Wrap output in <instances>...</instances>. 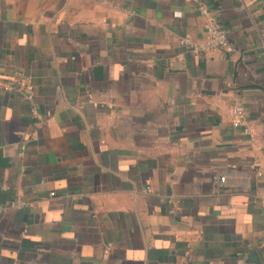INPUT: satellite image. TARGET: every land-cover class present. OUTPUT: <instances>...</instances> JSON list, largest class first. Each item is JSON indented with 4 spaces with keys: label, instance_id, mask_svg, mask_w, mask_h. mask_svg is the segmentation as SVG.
<instances>
[{
    "label": "crops",
    "instance_id": "1",
    "mask_svg": "<svg viewBox=\"0 0 264 264\" xmlns=\"http://www.w3.org/2000/svg\"><path fill=\"white\" fill-rule=\"evenodd\" d=\"M204 1L232 51L193 0H0V264H264V0Z\"/></svg>",
    "mask_w": 264,
    "mask_h": 264
},
{
    "label": "built area",
    "instance_id": "2",
    "mask_svg": "<svg viewBox=\"0 0 264 264\" xmlns=\"http://www.w3.org/2000/svg\"><path fill=\"white\" fill-rule=\"evenodd\" d=\"M200 12L208 18L206 25V35L200 41H195L189 36H184L180 39L181 45L185 47H191L197 52H207L213 49H221L224 51H232L235 48V44L229 38L228 29L217 21L216 17L212 14L210 7L204 0H193ZM5 89L9 90L13 88V84L10 82L5 84ZM25 89L27 90V97L29 99L34 98V86L33 84H28ZM232 123L234 126L244 125V131L250 132V127L246 122L247 109L243 103H237L233 105L229 113ZM253 166L257 169V172L261 175L262 171L259 168L257 161L253 162ZM227 179L226 174H221L216 178L215 182L217 186H221ZM26 203V201L19 198L15 201L16 205H21ZM5 207L1 206L0 209Z\"/></svg>",
    "mask_w": 264,
    "mask_h": 264
}]
</instances>
